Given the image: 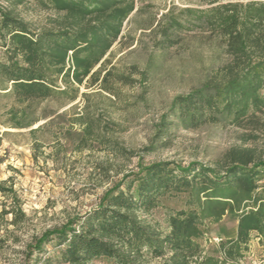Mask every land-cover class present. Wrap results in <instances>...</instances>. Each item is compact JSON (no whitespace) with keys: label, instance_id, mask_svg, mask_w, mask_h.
I'll return each mask as SVG.
<instances>
[{"label":"rangeland","instance_id":"obj_1","mask_svg":"<svg viewBox=\"0 0 264 264\" xmlns=\"http://www.w3.org/2000/svg\"><path fill=\"white\" fill-rule=\"evenodd\" d=\"M204 1L136 0L121 36L94 69L101 71L97 83L76 85L75 100L38 103L39 121L30 127L0 123V180L13 186L26 213L18 225L0 224V264H192V256L176 248L175 241L185 238L230 263L264 264V106L234 122L173 125L162 138L155 135L175 98L200 87L229 60L223 39L200 29L179 32L173 46H155L153 30L163 14L206 7ZM0 7L13 9L33 29L52 27L58 19L33 0L16 6L0 0ZM109 70L107 85L116 95L101 88ZM14 103L0 93V113ZM89 124L92 134L83 140ZM227 173H239L241 181L225 180L215 195L228 200L204 205L201 214L208 175L223 180ZM1 201L8 200L0 193ZM216 209H223L219 217L207 214ZM98 210L108 222L86 238H80L81 224L75 227L73 260L65 259L69 242L57 236L43 253L26 256V246L44 232L87 222ZM181 212L200 215L187 236L186 223L174 226ZM253 213L258 228L252 225L238 237L241 217ZM92 238L99 244L93 250Z\"/></svg>","mask_w":264,"mask_h":264},{"label":"trees","instance_id":"obj_2","mask_svg":"<svg viewBox=\"0 0 264 264\" xmlns=\"http://www.w3.org/2000/svg\"><path fill=\"white\" fill-rule=\"evenodd\" d=\"M8 1L16 6L27 0ZM33 2L41 9L58 14L52 27L33 29L13 9L0 7V93L15 102L0 113V123L14 128L30 127L39 121L35 116L38 103L52 98L75 100L79 93L76 85H83L85 81L89 85L97 83L101 71H94L95 67L119 39L125 22L136 9V0ZM204 2L206 7H187L178 13L169 10L163 14L153 30L157 36L155 46L161 49L173 46L178 42L176 36L179 32L200 29L217 34L223 39L229 60L200 87L175 98L169 112L162 115L161 122L157 125L155 135L158 138H162L173 125L190 129L204 123L234 122L247 116L252 108L264 106V1ZM111 74V70L105 73L101 88L116 95L117 91L107 85ZM117 76L127 84L132 83L133 79L126 75ZM91 134L92 125L89 124L85 128L83 140ZM2 142L3 136L0 134V147ZM113 148L119 153H125V149L114 141ZM203 171L210 172L207 169ZM214 176L216 177L208 175L210 187L202 190V193L207 194V201L200 198L204 208V205L214 203L215 200H228L223 195H215L217 189L221 190L227 184L225 180L229 179L232 183L241 181L242 178L239 173H229L223 180L219 175ZM249 179L250 183H254ZM251 189L250 186L249 190ZM209 192L214 195H208ZM0 193L8 200L0 202V224L5 222L18 225L26 218V213L16 191L13 186H7L6 180H0ZM205 211L206 208L201 214L206 213ZM222 211L223 209H216L214 213L208 211L207 214L219 217ZM103 212L104 210L95 211L87 222L73 220L61 229L44 232L26 246V256L30 258L34 252L43 253L45 245L53 240L52 236H57L60 242H69L64 253L67 257L65 259L73 260L75 243L79 238L75 227L81 224L80 238L95 234L103 227L104 222H108L101 221V218L107 219ZM7 216H11V220L6 219ZM199 216L198 213L181 212L174 226L176 228L186 223L187 236L196 230ZM253 219H256L254 213L241 217L238 237L247 228H258L252 224ZM90 240L89 248L93 250L99 245L98 240ZM234 241L237 239L232 240ZM3 242L4 236L0 234V247ZM175 243L176 248L192 256V264H234L207 253L200 243L191 238H185L184 243Z\"/></svg>","mask_w":264,"mask_h":264}]
</instances>
